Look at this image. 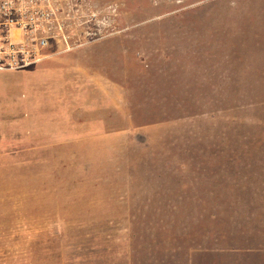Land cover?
Returning <instances> with one entry per match:
<instances>
[{"label": "rangeland", "instance_id": "374dc122", "mask_svg": "<svg viewBox=\"0 0 264 264\" xmlns=\"http://www.w3.org/2000/svg\"><path fill=\"white\" fill-rule=\"evenodd\" d=\"M68 43L0 70V264H264V0H45Z\"/></svg>", "mask_w": 264, "mask_h": 264}, {"label": "built area", "instance_id": "2783aa9c", "mask_svg": "<svg viewBox=\"0 0 264 264\" xmlns=\"http://www.w3.org/2000/svg\"><path fill=\"white\" fill-rule=\"evenodd\" d=\"M45 0H0V70L21 69L48 54L52 42L68 43L62 9Z\"/></svg>", "mask_w": 264, "mask_h": 264}]
</instances>
